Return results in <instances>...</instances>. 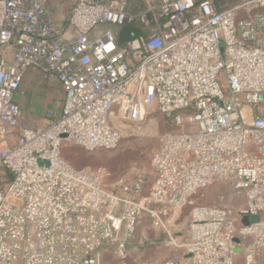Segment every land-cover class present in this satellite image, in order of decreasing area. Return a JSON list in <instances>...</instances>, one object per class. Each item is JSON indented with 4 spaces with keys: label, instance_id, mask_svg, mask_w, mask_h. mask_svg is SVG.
Wrapping results in <instances>:
<instances>
[{
    "label": "built area",
    "instance_id": "2783aa9c",
    "mask_svg": "<svg viewBox=\"0 0 264 264\" xmlns=\"http://www.w3.org/2000/svg\"><path fill=\"white\" fill-rule=\"evenodd\" d=\"M66 1L60 25L54 0H0V264H102L107 248L128 264L142 215L175 254L136 264H264V0H146L136 14L127 0ZM134 21L144 31L121 47L101 28ZM29 68L63 92L38 128L19 125ZM150 109L173 127L151 177L109 182L62 156L115 148L121 123ZM214 183L242 202L195 203Z\"/></svg>",
    "mask_w": 264,
    "mask_h": 264
},
{
    "label": "rangeland",
    "instance_id": "374dc122",
    "mask_svg": "<svg viewBox=\"0 0 264 264\" xmlns=\"http://www.w3.org/2000/svg\"><path fill=\"white\" fill-rule=\"evenodd\" d=\"M57 7L52 9L55 19L61 23L67 15L69 3L66 0H55ZM102 29L112 28V25H103ZM40 83L22 84L29 96L22 103V109L26 110L29 97L35 96L39 99L42 92ZM172 125L165 117L155 109L147 111L146 117L140 122H123L120 125L122 137L118 145L113 149H100L89 151L74 144H65L62 147V156L76 169L105 168L109 173V182L115 181L127 173L141 172L151 177L152 160L159 149L162 136L172 129ZM220 197L232 205H239L241 198H233L232 190L225 183H214L198 191L193 200L201 205H215L219 203ZM188 208L179 217L178 228H184L187 223ZM243 223L252 222L251 219L243 217ZM128 264L151 262L156 259L174 256L175 252L163 243L162 233L152 228L147 215H142L137 226L134 238L128 247ZM102 264H115L112 249L101 251ZM259 260L264 262V249L259 255Z\"/></svg>",
    "mask_w": 264,
    "mask_h": 264
},
{
    "label": "crops",
    "instance_id": "0c3cea01",
    "mask_svg": "<svg viewBox=\"0 0 264 264\" xmlns=\"http://www.w3.org/2000/svg\"><path fill=\"white\" fill-rule=\"evenodd\" d=\"M68 2V1H67ZM55 0L52 3L50 9L56 10L62 9L63 7H57ZM69 3V2H68ZM52 12V11H51ZM69 12V9H68ZM67 12V15H68ZM59 23L60 25H65L66 18ZM54 16V15H53ZM55 18V17H54ZM26 82L28 84L40 83L42 86V92L37 99L35 96L29 97L27 109H22V103L26 101L29 93L26 88L22 87V84ZM16 102L20 106V118L19 125L21 127L27 128H38L45 126L48 123V118L46 117V111L51 110L53 113L58 114L61 111L63 103V92L60 87L59 82L54 77L44 76L39 70L35 68H29L21 81L19 90L16 94ZM246 217H256V216H246ZM244 219V218H243Z\"/></svg>",
    "mask_w": 264,
    "mask_h": 264
},
{
    "label": "trees",
    "instance_id": "16d2710c",
    "mask_svg": "<svg viewBox=\"0 0 264 264\" xmlns=\"http://www.w3.org/2000/svg\"><path fill=\"white\" fill-rule=\"evenodd\" d=\"M127 8L133 14L139 13L146 8V0H127ZM112 27L115 33L116 43L119 47L125 45L126 41L130 38L142 34L144 31L137 21L122 26ZM165 119L169 122L168 118L165 117Z\"/></svg>",
    "mask_w": 264,
    "mask_h": 264
},
{
    "label": "water",
    "instance_id": "95a60500",
    "mask_svg": "<svg viewBox=\"0 0 264 264\" xmlns=\"http://www.w3.org/2000/svg\"><path fill=\"white\" fill-rule=\"evenodd\" d=\"M246 218L247 219H251V221H256L257 220V217H246ZM236 251H239V249H236Z\"/></svg>",
    "mask_w": 264,
    "mask_h": 264
}]
</instances>
